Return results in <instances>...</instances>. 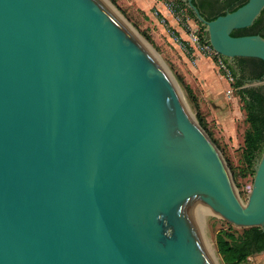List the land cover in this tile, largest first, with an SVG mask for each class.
Here are the masks:
<instances>
[{
  "label": "water",
  "instance_id": "1",
  "mask_svg": "<svg viewBox=\"0 0 264 264\" xmlns=\"http://www.w3.org/2000/svg\"><path fill=\"white\" fill-rule=\"evenodd\" d=\"M180 2L228 66L264 67V38L231 36L264 0L212 21ZM252 170L242 204L175 82L102 0H0V264H214L202 209L264 232V147Z\"/></svg>",
  "mask_w": 264,
  "mask_h": 264
},
{
  "label": "rangeland",
  "instance_id": "2",
  "mask_svg": "<svg viewBox=\"0 0 264 264\" xmlns=\"http://www.w3.org/2000/svg\"><path fill=\"white\" fill-rule=\"evenodd\" d=\"M103 1L154 53L160 65L175 82L191 114L195 117L196 111L188 100L184 87L178 82V78L192 90L198 102L200 113L208 122L213 140L219 145V151L229 168L240 201L242 204H246L253 183V172L249 171L242 159L243 144L240 142V138L246 128L245 113L242 110L243 104L233 91L229 102L231 116L228 118L225 115L228 113V109L221 106L218 102L219 97L215 98V94L209 91L212 90L211 88L214 91V87L218 86L224 79L211 61L202 53H198L189 41L191 31L195 30L200 33L201 25L187 16L180 0H114V3L111 0ZM172 3L180 6L183 12L174 11L171 6ZM147 38L150 40L148 41ZM204 58L210 62L212 68L203 73L199 72L198 68L199 61ZM229 84H234L233 75ZM243 87L262 89L264 92V81L245 83ZM198 94L203 95H200L203 97L201 103ZM222 98L226 100L224 93ZM212 103L218 104V107H214ZM236 130L239 135L237 139ZM207 213L206 211L203 217L199 216L196 219L198 230L214 264H226L217 250V236L224 233L240 236L245 228L235 227L224 219ZM241 264H264V251L251 255Z\"/></svg>",
  "mask_w": 264,
  "mask_h": 264
},
{
  "label": "trees",
  "instance_id": "3",
  "mask_svg": "<svg viewBox=\"0 0 264 264\" xmlns=\"http://www.w3.org/2000/svg\"><path fill=\"white\" fill-rule=\"evenodd\" d=\"M111 1L114 3V0ZM246 2L247 0H192L194 6L207 21L233 12ZM181 6L184 8L183 4ZM186 11L196 21L191 11L187 9ZM202 30L203 27L200 26V33L205 37ZM254 35L264 38V10L251 27L231 33L233 37ZM147 40L150 39L147 38ZM229 68L234 77V84L231 87L243 104L242 110L245 113V123L248 126L243 137L242 159L249 171L253 172V164L260 157L264 147V92L262 89H247L243 86L245 83L253 81H264V67L263 63L257 59L235 58L233 65ZM178 82L184 87L187 98L196 111L195 118L198 124L219 149V145L213 140V136L208 130L205 118L200 113L192 90L185 86L179 78ZM216 246L219 255L226 264H241L251 255L264 251V232L260 228L253 227L245 228L240 236L230 233L219 234Z\"/></svg>",
  "mask_w": 264,
  "mask_h": 264
},
{
  "label": "built area",
  "instance_id": "4",
  "mask_svg": "<svg viewBox=\"0 0 264 264\" xmlns=\"http://www.w3.org/2000/svg\"><path fill=\"white\" fill-rule=\"evenodd\" d=\"M171 6L174 11L179 10L180 12H183V9L180 6L173 3ZM189 41L198 53H202L204 57L211 61L217 72L225 81L228 83L232 81V72L226 61L206 43L204 36L199 33V31H191Z\"/></svg>",
  "mask_w": 264,
  "mask_h": 264
},
{
  "label": "crops",
  "instance_id": "5",
  "mask_svg": "<svg viewBox=\"0 0 264 264\" xmlns=\"http://www.w3.org/2000/svg\"><path fill=\"white\" fill-rule=\"evenodd\" d=\"M211 68H212V66H211V64H210V62L209 61H207L205 58L204 59H201L200 61H199V72H208V71H210L211 70ZM214 72V71H213ZM215 76H216V74H215V72L213 73ZM217 78V77H216ZM218 79V78H217ZM212 90H209L212 94H215V98H218L219 97V100H218V102H219V104L221 105V106H224V108L225 109H228V113H226L225 115H226V117H230L231 115V112H230V100H231V97H232V93H233V90H232V87H231V85L227 82V81H221V83H219V85L218 86H215L214 87V91H213V88H211ZM214 92V93H213ZM216 92H217V96H216ZM224 93V95L226 96V100H224V98H222V94ZM200 95L201 96H203L202 94H198V96H199V100H200V103H201V101H202V98L203 97H200ZM216 100V99H215ZM215 102V101H214ZM212 105L215 107V106H217L218 104H216V103H212ZM218 107V106H217ZM207 122V121H206ZM244 123H245V117H244ZM207 124H208V122H207ZM246 124V123H245ZM244 124V125H245ZM248 128V126H247V124H246V128H245V130ZM208 130H209V125H208ZM245 130L242 132V134H241V138H240V142L243 144V137H244V132H245ZM210 132V131H209ZM213 136V135H212ZM237 138H239V135H238V133H237V130H236V139Z\"/></svg>",
  "mask_w": 264,
  "mask_h": 264
},
{
  "label": "bare ground",
  "instance_id": "6",
  "mask_svg": "<svg viewBox=\"0 0 264 264\" xmlns=\"http://www.w3.org/2000/svg\"><path fill=\"white\" fill-rule=\"evenodd\" d=\"M103 1V0H102ZM107 6H108V4L105 2V1H103ZM109 7V6H108ZM110 8V7H109ZM110 10L114 13V14H116L111 8H110ZM117 15V14H116ZM133 34L136 36V38L137 39H139V41L143 44V45H145V47L148 49V51L151 53V55L157 60V58H156V56L154 55V53L150 50V48L146 45V43L140 38V37H138L134 32H133ZM158 61V60H157ZM159 63V62H158ZM200 210H201V208H199ZM206 212V210L205 209H202V213H201V216L203 217L204 216V213ZM207 245V244H206ZM209 248V247H208ZM211 253V252H210ZM209 254V253H208Z\"/></svg>",
  "mask_w": 264,
  "mask_h": 264
}]
</instances>
